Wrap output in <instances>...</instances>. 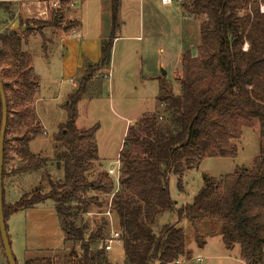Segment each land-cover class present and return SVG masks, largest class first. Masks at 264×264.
<instances>
[{"label": "trees", "instance_id": "1", "mask_svg": "<svg viewBox=\"0 0 264 264\" xmlns=\"http://www.w3.org/2000/svg\"><path fill=\"white\" fill-rule=\"evenodd\" d=\"M261 6L264 0L182 3L185 15L206 17L200 25L198 54L186 51L182 55L180 92L176 94L170 81L159 78L158 110L129 127L118 159L121 176L117 188L108 173L99 174L95 181L88 178L101 161L96 142L99 124L87 130L77 127L78 106L89 82L96 72L111 66L119 28V1L113 0L112 31L102 43L100 61L88 67V73L62 106L67 120L53 137L59 149L55 164L64 172L62 181L52 182L48 192L39 186L14 204L6 203L3 189L6 228L11 215L51 202L61 220L65 243H81L83 258L78 264H107L105 251L91 248L108 229L105 218L87 240L86 228L78 227L76 222L81 215L92 213L93 207L102 209L101 195H113L111 208L121 233L125 264H183L182 258L191 259L192 251L187 249L182 228L170 223L163 225L159 234L153 229L157 217L168 212H176L178 220H187L194 229L207 220L218 222L216 230L205 237L197 236L199 248L205 246L206 237L220 236L227 250L239 246L240 259L245 264H264L263 148L251 167L237 166L233 173L221 177L203 174V186L193 202L179 209L169 190L171 176L181 177L185 171L198 168L207 156L236 157L238 149L233 140L239 137L240 121H257L260 137L264 138ZM5 8L0 4V10ZM60 18L62 15L56 21H41L38 29L30 21L20 20L26 31L0 33V80L8 111L4 165L17 157L20 165L12 171L16 175L43 170L50 161L30 150V143L42 134L43 128L33 106L39 80L32 55L23 49V44L37 31L43 36V29L59 28ZM1 123L0 96V129ZM10 132L14 136L11 140ZM133 148L140 149L141 154H132Z\"/></svg>", "mask_w": 264, "mask_h": 264}, {"label": "rangeland", "instance_id": "2", "mask_svg": "<svg viewBox=\"0 0 264 264\" xmlns=\"http://www.w3.org/2000/svg\"><path fill=\"white\" fill-rule=\"evenodd\" d=\"M118 1L120 3V0ZM190 1L180 0L163 5L160 0H123L124 5H128V9L122 14L125 32L122 33V30L118 29L116 34L140 36V39L139 41L122 39L119 42L115 61L112 57L110 68L96 72L92 79L94 84L92 83L86 94L95 96L93 102L90 105L86 102L82 104L78 127L81 130H87L99 124L96 142L102 155V160L88 174L89 180L95 181L99 174L108 173L110 168L117 166L121 151L119 148H123L128 132L127 130L124 136L126 120L123 116L140 117L142 112L149 109L153 95L158 92L159 80H150V76L155 74L159 78H165L172 83L176 94L180 92L181 54L191 51L193 56H197L201 42L200 25L206 19L205 16L182 15L180 10L182 3ZM111 3L112 0H85V2L81 0H0V4L8 9L0 10V33L13 30L15 22L20 20L30 21L38 29L39 22L56 21V17L62 15L59 28H45L42 30L43 36L37 31L23 44L38 64L37 71L47 76L46 66L51 65L54 69L61 66L63 49L61 38L65 31L68 27L76 28L78 24V21L70 19L71 11L75 10L74 16L82 22L83 27L79 29L80 33L77 32L79 35H97L104 32V25L105 32L110 27ZM122 21L119 19L120 24ZM17 30L22 32L23 29L20 26ZM105 36L107 39L110 38V35ZM126 46L133 55L124 64L121 48ZM140 46L149 50L144 60H141L136 51ZM247 48L248 45H245V49ZM159 62H163L164 66L160 67ZM91 63L94 65L92 61ZM110 71L113 74L111 87L106 79ZM87 73L88 70H85L82 75ZM49 75H51L50 72ZM142 77L144 85L148 87L146 91L141 84ZM54 97L52 91L41 92L38 96L37 111L43 118L46 134L43 131L32 145L34 150L50 156V161L43 170L20 175L12 173L20 165L19 159L16 157L15 160L8 161L4 165L6 176L3 178L6 203L14 204L24 194L39 186L44 192H48L52 188V182L58 184L62 181L64 172L55 164L59 149L56 148L53 152V137L59 132L56 120H61L63 115V120L66 121L67 117L65 112L56 110ZM158 108L159 105H157ZM238 129L239 137L233 140L238 149L236 157L207 156L200 162L198 168L185 171L181 177H170V195L176 202L177 209L193 202L195 195L203 186V174L221 177L233 173L237 166L251 167L253 165L260 150L264 149V138L260 137L259 124L257 121H240ZM13 137L10 132L8 139L11 140ZM132 154L140 155L141 150L133 148ZM89 195H95V193L90 192ZM100 197L102 209L93 207L92 214L81 215L77 219L78 227L86 228L85 240L96 233L102 225L103 216L99 212L105 210L110 197L103 195ZM170 223L184 230L187 249H192L191 259L182 258L183 264H245L238 255L239 246L233 250H227L221 237H206L207 244L203 248L198 247L197 236L200 234L205 237L216 230L219 226L217 221L201 222L199 227L194 229L187 220H178L176 212H168L157 217L153 229L156 234H159L162 226ZM7 225L12 251L18 264H78V261L83 258L80 242L65 243L66 236L62 223L52 204L47 203L45 206L13 214L8 219ZM114 226L117 229L116 218ZM110 230V226L107 230L105 229L104 238L102 237L96 245L91 246L92 251L100 249L102 242L108 238ZM104 256L107 264H125V252L121 242H115L112 250L104 252ZM198 258H202L201 262ZM0 264H9L1 237Z\"/></svg>", "mask_w": 264, "mask_h": 264}, {"label": "crops", "instance_id": "3", "mask_svg": "<svg viewBox=\"0 0 264 264\" xmlns=\"http://www.w3.org/2000/svg\"><path fill=\"white\" fill-rule=\"evenodd\" d=\"M81 1L85 2V0H81ZM75 4H77V2H75ZM127 9H128V5H124L123 0H120V3H119V19H120V21H122L123 11L127 10ZM180 10H181L182 15L185 16L183 10L182 9H180ZM74 11L75 10L71 11L70 19L78 21V24L76 25V28H72L70 30H67L65 32L63 38H61L62 39L61 44L63 46L61 66L57 69H54L51 65L46 66V68L48 70V75L44 76L43 74H40L39 71H37L38 64L35 62V59L32 56V58H33L32 66L34 69V73L39 80V87H38V90L36 92V96H35L33 106H34L35 113L37 114L38 119H39L41 126L43 128L44 134H46V129H45L44 123L42 121L43 118H42V116H40V114L37 111V102H38L39 94H41V92L52 91V93L55 96L54 102H55L56 110L65 112L63 110L62 106L67 102L69 95L72 94L78 88L79 81L84 76L82 74L85 72V70H87L88 67L93 65L91 63V61L94 64L99 62V60L101 58L102 43H103V41L107 40V38H106L107 36H105V35H110L111 31H112V3H111V8H110V17H111L110 27L107 30V32H105L106 26L104 25V32H101L97 35H89V34L88 35H83V34L79 35L78 34V33H80L79 29L83 26H82V22L74 16V13H75ZM119 24H120V22H119ZM122 24H124L123 21L121 22V24L119 26L120 28H118V29L122 30V33H123V32H125L124 31L125 26L123 27ZM106 33H108V34H106ZM122 39L123 40L125 39V41H133L135 39H136V41H139L140 36H135V35L134 36H128L127 34H116V38L114 39L113 49H112V57L114 58V61H115V58L117 55L119 42L122 41ZM23 49L25 51L29 52L27 49H25L24 45H23ZM136 51H138V55H140L141 60H144V57L147 56V53L149 50L145 49L143 46H140L139 50L137 49ZM183 54L184 53L181 54L180 59H182ZM131 55H133L132 51L131 50L129 51V48H127V46L121 48V57H122L124 64L129 60V57ZM89 62H90V64H89ZM158 65L160 67L164 66L163 62H159ZM49 72L51 73V75H49ZM109 73H110V77H106V79L108 80V83L111 87V77H113V74L111 71ZM155 79L159 80V77L155 76V74L150 76V80H155ZM93 81L94 80H92L89 83L88 89H90ZM141 84H142L144 91H146L148 87L146 85H144L143 77L141 78ZM158 88H157V91H158ZM93 90H94V88H93ZM174 91H175V89H174ZM87 92H88V90H87ZM157 93L158 92H156L151 99V104H149L150 110L148 109L146 112H144V113L142 112V115L140 117L137 116V118L136 117L131 118V117L126 116V115L123 116V119L126 120L124 136L126 135L125 132L129 129V127L132 126L133 124H135L136 122H138L142 118L143 115L148 114V113L151 114V113H154L158 110L157 109V105H158ZM94 97L95 96H93V95L89 96L88 94H86L84 96V98L81 100V102L79 103V106H78L79 116H78V120H77V127L79 126V120L81 118L82 104H85V102H86L87 105H90L93 102ZM121 109L123 111H126L124 108H121ZM65 122L66 121L63 120V115H62L61 120H56L57 129H59V127ZM78 129L81 130L79 127H78ZM96 138H97V134H96ZM37 139L38 138H36L35 140H33L30 143L31 152L36 154V155H41L42 157L50 159V156L48 157L47 155H44L41 151H36L32 148V145L34 144V142ZM121 148L122 147H120L119 150H121ZM54 149H56L55 144L53 147V152L55 151ZM101 156L102 155H101L100 150H99L100 160H102ZM60 176H61V174H60ZM61 178H62V176H61ZM47 203L53 205V203H51V202H47ZM47 203L36 206V207L45 206V205H47ZM53 207H54V205H53ZM7 232H8V237H9L8 228H7ZM217 237H220V236H217ZM9 240H10V237H9ZM206 244H207V240H206ZM11 248H12V246H11ZM188 250H192V249H188ZM238 255L240 256V250H239Z\"/></svg>", "mask_w": 264, "mask_h": 264}, {"label": "water", "instance_id": "4", "mask_svg": "<svg viewBox=\"0 0 264 264\" xmlns=\"http://www.w3.org/2000/svg\"><path fill=\"white\" fill-rule=\"evenodd\" d=\"M20 21L15 22L13 25V30H17L20 27ZM26 31V27L22 28ZM165 74V72H164ZM0 96L2 102V123L0 129V237L2 245L5 251V255L9 264H17L16 259L13 255L11 243L8 237V232L6 228V220L3 212V168H4V142L6 136L8 111H7V101L4 91L3 84L0 80Z\"/></svg>", "mask_w": 264, "mask_h": 264}, {"label": "built area", "instance_id": "5", "mask_svg": "<svg viewBox=\"0 0 264 264\" xmlns=\"http://www.w3.org/2000/svg\"><path fill=\"white\" fill-rule=\"evenodd\" d=\"M163 5H169L172 4L174 1H180V0H160ZM261 11L264 12V6H261ZM107 77H110V73L108 74ZM120 163L119 161L117 162V166L114 168H110L108 170V175L113 179L114 183L116 184V187H119V181H120ZM112 197H110L108 204L105 208V210L100 214L102 215L105 220L108 223V227H111L110 234L108 238L105 239L104 242H102L100 249L104 250L105 252H109L112 250V246L115 242H121V233L119 232L118 229L115 228L114 223H115V214L112 211ZM92 214V213H89ZM202 258H199L198 261L201 262Z\"/></svg>", "mask_w": 264, "mask_h": 264}]
</instances>
